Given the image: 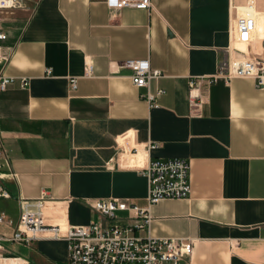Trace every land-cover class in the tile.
<instances>
[{
  "label": "crops",
  "instance_id": "obj_1",
  "mask_svg": "<svg viewBox=\"0 0 264 264\" xmlns=\"http://www.w3.org/2000/svg\"><path fill=\"white\" fill-rule=\"evenodd\" d=\"M248 2L114 9L106 0H23L3 9L0 75L15 82L0 90V172L11 193L0 198V232L13 233L20 198L45 191L52 223L97 220L95 199L144 206L145 166L179 157L190 162L191 193L152 205L150 234L192 240L193 264H264V90L251 77L219 76L204 85L199 110L189 100L190 79L215 76L229 60L235 18ZM252 10V49L264 57V0ZM139 58L163 72L150 81L151 91L164 89L154 106L126 64ZM2 245L7 264L69 262L65 238Z\"/></svg>",
  "mask_w": 264,
  "mask_h": 264
},
{
  "label": "built area",
  "instance_id": "obj_2",
  "mask_svg": "<svg viewBox=\"0 0 264 264\" xmlns=\"http://www.w3.org/2000/svg\"><path fill=\"white\" fill-rule=\"evenodd\" d=\"M110 8L134 7L150 9L152 0H106ZM23 0H0V62L8 59L3 42L8 34L2 25L1 11L17 7ZM254 0L237 13L233 44L229 48V60L217 75L190 79L189 100L195 110L204 103L203 87L212 84L219 76L254 78L258 88L264 90V57L252 49L257 26L252 10ZM126 64L132 69V81L139 88H147L142 94L151 106L156 105L164 89H150V81L163 76L160 69L153 68L147 58L129 59ZM90 66L88 73H91ZM21 86L29 85V78L20 79ZM15 78L0 75V90L7 89ZM76 87V79H72ZM150 144L149 147H153ZM5 151L0 137V156ZM1 166V163H0ZM190 162L184 158L152 159L144 168L149 179V195L146 205L121 198L95 199L92 203L98 219L87 225L52 223L48 221L47 206L52 200L45 191L37 199L20 198V215L10 236L0 232V264L11 263L3 257V240L30 244L39 238H65L69 244L68 264H193L194 243L186 238L155 237L150 234L153 219L151 206L166 198H185L191 193ZM4 174L0 172V198L11 196L3 184ZM0 213V222L5 221ZM146 231V232H145ZM145 232V233H144ZM8 263V264H9Z\"/></svg>",
  "mask_w": 264,
  "mask_h": 264
}]
</instances>
